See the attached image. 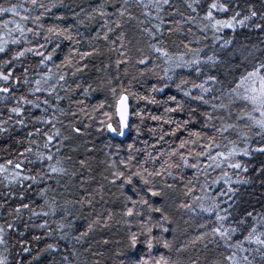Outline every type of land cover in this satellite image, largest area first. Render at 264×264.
Instances as JSON below:
<instances>
[{
	"label": "snow or ice",
	"instance_id": "obj_1",
	"mask_svg": "<svg viewBox=\"0 0 264 264\" xmlns=\"http://www.w3.org/2000/svg\"><path fill=\"white\" fill-rule=\"evenodd\" d=\"M243 29L264 0H0V264H264Z\"/></svg>",
	"mask_w": 264,
	"mask_h": 264
},
{
	"label": "trees",
	"instance_id": "obj_2",
	"mask_svg": "<svg viewBox=\"0 0 264 264\" xmlns=\"http://www.w3.org/2000/svg\"><path fill=\"white\" fill-rule=\"evenodd\" d=\"M224 35L226 37H231L233 36V34L231 33L230 30H225ZM246 37H250L252 42H259L260 39H264V34H260V33H249L246 29L243 30H238V32L235 34V41H234V45L238 46L240 43H247L248 40L246 39ZM95 74V69H90L89 73L87 76H85V79H88L90 76H93ZM174 91V90H172ZM104 98V94L102 93H96L90 100L91 103H96L99 100H102ZM18 135H23L22 132L18 133ZM108 140V136L106 135H102L100 136L98 139H96V145L97 147H102L103 143ZM7 145L3 144V141L0 140V147H6ZM0 155H3V153H0ZM189 174H191L189 172ZM261 189L257 188L256 191V197L258 199H260V202L257 203L256 199H253V204L255 205V207L257 208V210H259V208L261 207V204H264V198H261ZM80 223H83L82 221ZM119 226L118 225H113V228L111 229V231H106L103 233V236L105 238L108 237H112L113 239H118L119 236L116 234L118 232ZM191 231V229L189 230ZM100 236H97V239H99ZM192 255H198L200 260H201V264H203V261L205 259V255H207L206 253L201 254L198 252H194L191 253Z\"/></svg>",
	"mask_w": 264,
	"mask_h": 264
}]
</instances>
